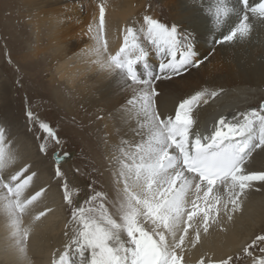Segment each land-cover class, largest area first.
<instances>
[{
    "label": "bare ground",
    "instance_id": "obj_1",
    "mask_svg": "<svg viewBox=\"0 0 264 264\" xmlns=\"http://www.w3.org/2000/svg\"><path fill=\"white\" fill-rule=\"evenodd\" d=\"M87 1L21 0L20 4L27 11L29 36L34 37L31 56L41 55L40 67L53 71L50 77L64 83L68 96L75 98L79 135L87 142L93 159L101 158L88 171L97 173L100 182V187L94 186L99 195L91 202L97 209L91 213L93 217L84 212L71 214L69 206L63 204L56 178L48 165L34 155L29 143L18 144L15 133L0 126V264H54L64 256L72 258L68 264H77L79 254L75 249L82 243L79 234L85 230L84 222L106 229L123 228L125 217L132 214L144 229L156 234L157 239L165 237L177 255H181L183 249L184 264L229 257L230 264H259L264 252L252 251V240L264 226V183L254 182L240 197V208L228 214L223 204L217 205L211 198L205 200L203 190L196 192L193 184L185 197L183 216L179 221L173 219L174 238L162 223L147 216L146 202L159 203L165 198L169 188L165 181L174 177L177 169H169L155 178L147 174L143 165L152 162L156 154L146 152L150 132L143 114H139L135 106L144 86L133 84L123 70L102 67V64L107 57L119 52L124 44L125 29L132 27L136 42L148 53L145 58L148 68H144V62L137 63V75L141 80L148 79L147 72L155 77L158 63L164 57L154 51L155 46L137 36L136 27L139 33L145 34L144 18L155 19L157 11L150 9L149 0H99L101 7L94 9L86 8ZM160 1L165 10L159 14L158 21L173 25L180 34L187 35L194 56L201 63L171 79L161 78L153 83L159 93L154 97L156 111L162 118L174 117L181 100L197 92L215 91L217 96L203 97L192 111L194 123L190 139H194L196 133L210 136L221 117L242 119L241 111L248 112L245 108L253 107L254 101L264 95V19L249 12L248 35L220 43L241 19L244 8L240 0ZM248 3L255 6L259 0H248ZM101 8L104 10L102 40L99 39ZM217 9L226 11L218 16ZM104 43L107 51L103 56L98 55L97 49ZM131 58H135L134 55ZM3 86L0 75V96L4 95ZM60 99L65 105L66 98L61 95ZM130 100L133 103H129ZM69 161L59 165L67 166ZM48 164L53 165L51 158ZM244 169L246 172L264 171V151L256 149ZM80 173L76 172L74 189L80 188L82 196L88 189L84 178H79ZM13 179L14 183L7 185ZM219 191L227 199L222 186ZM85 200L81 202L82 211L87 208ZM194 200L200 208L210 209L207 233L203 230V212H197L193 221H187ZM232 207L231 203L227 205V209ZM212 216L216 222L211 220ZM197 231L200 239L193 244ZM119 234L122 241H127L123 231ZM85 256H88L87 249Z\"/></svg>",
    "mask_w": 264,
    "mask_h": 264
},
{
    "label": "snow or ice",
    "instance_id": "obj_2",
    "mask_svg": "<svg viewBox=\"0 0 264 264\" xmlns=\"http://www.w3.org/2000/svg\"><path fill=\"white\" fill-rule=\"evenodd\" d=\"M240 2L244 8L241 19L227 35L223 36L220 43L232 42L237 36L248 35L249 12L264 19V0H259L255 6L249 5L248 0ZM224 11L226 10L217 9V15ZM100 17L99 39L102 40L103 8L100 10ZM144 24L147 39L155 46L157 53L164 57L159 62L155 77L151 72L146 73L148 79L144 80L137 75L135 70L137 63L144 62V68H148L145 59L148 53L136 42L132 27L125 29L124 44L119 52L107 57L102 67L121 69L133 84L144 86L135 106H138L139 114H143L150 132L146 152L148 155L152 153L156 155L155 159L143 165V168L152 178L162 175L169 169H177L176 175L165 181L169 184L165 198L159 203L146 202V214L152 217L154 222L162 223L169 236L174 238L173 219L179 221L183 216L185 197L193 189V184L196 192L203 190L205 200L211 198L215 204H223L228 214L240 208V197L246 194V190L250 189L254 182L264 183V171L246 172L244 169V165L256 149L264 151V103L258 108L241 113L242 119L233 117L232 120H227L221 117L210 136L202 137L196 133L194 139H190L194 123L193 106L205 96H217V92H197L179 102L174 117L162 118L155 108L154 97L159 93L153 87V83L161 78L171 79L188 68L199 67L201 62L195 58L187 35L178 40L174 27H168L151 17L146 16ZM106 51L107 45L104 43L97 49V54L103 56ZM132 55L135 58H131ZM129 103L133 101L130 100ZM27 115L31 118L32 114ZM39 127L48 137L59 141L49 124L41 123ZM221 186L227 199L220 194ZM197 200H200V197ZM229 203L233 206L231 209H227ZM192 206L193 210L188 212L187 221H193L197 212H203V230L207 233L210 226V209L200 208L196 200ZM228 219H232L231 215H228ZM211 220L216 222L215 216H212ZM191 226L188 224V227ZM84 229L79 234L82 243L75 249L79 254L77 264H184L183 249L181 255H177L175 248L169 247L165 237L160 236L157 239L156 234L148 233L137 222L135 214L125 217L123 228L113 226L106 229L84 222ZM120 231L126 234L127 241L121 240ZM199 239L197 231L193 244ZM257 241L264 242V236L257 237ZM245 251L247 252V249ZM261 251L264 252V248ZM71 259L64 256L54 264H68ZM230 261L231 257L214 262H205L201 259L198 264H230ZM259 264H264V259L260 260Z\"/></svg>",
    "mask_w": 264,
    "mask_h": 264
},
{
    "label": "rangeland",
    "instance_id": "obj_3",
    "mask_svg": "<svg viewBox=\"0 0 264 264\" xmlns=\"http://www.w3.org/2000/svg\"><path fill=\"white\" fill-rule=\"evenodd\" d=\"M90 1L91 0L87 1L86 8L88 9L100 8L102 5V3H99V0H93L94 2L91 1L94 4ZM20 2L21 0H0V75L4 81V86L1 89V93L4 95L0 96V126H2L3 129L6 128L7 130L14 132L16 138L18 139V144L22 143L21 145H24V143H29V146L32 147L34 155L42 160L43 164L48 165L56 178V183L65 202H63V204L69 206L71 214L78 215L84 212V214L93 217L91 213H94L97 207L92 205L91 202L99 195L97 192L98 190L95 189L94 186L100 187V182L97 178V173H90L88 171L91 168V165L95 163L98 164L101 158L95 157L93 159L87 147V142L82 140L83 138L79 135V131L81 129L79 130L77 118L78 109H76L75 98L68 96L66 89L64 88L65 86L63 85L64 83L56 81L55 78L52 79L50 77V74L53 72L51 69V72H48L49 69L46 67H40V62L43 60L41 55V57L31 56L33 52V49L31 50V48L35 46V44H33L34 37L31 36V34L29 36L30 26L27 23L28 18L25 16L27 11L26 8L20 4ZM95 4L99 6L94 7ZM149 5L150 9L154 8L157 11L155 19L158 20L160 18L159 14L165 10L162 2L160 0H149ZM83 9H85V7ZM20 14L23 15L22 18L18 17ZM167 26L174 27L173 25ZM174 28L176 29V34L178 33V40L184 37L183 34L178 32L177 27ZM22 30L25 32L23 33ZM136 30L138 31L137 36H142L144 43L146 42L151 44L147 39L146 28L144 30L145 34L143 35L139 33L140 31L138 27H136ZM17 38H22V45H20L18 42L19 39ZM14 46H16V49L18 47H22V49L18 48L15 50ZM19 60L23 62H21L22 64L25 63L24 66ZM41 63L43 64V62ZM154 63L157 65V62ZM29 72H31L32 75H29ZM26 73L28 74L26 75ZM61 95L66 98L65 105L64 102H61ZM258 101H264V95L261 96L260 99H256L254 101L253 107L249 106L245 109L250 111L253 108H258ZM68 108L73 111H70ZM241 112L244 113L243 111ZM28 113L32 114L31 118L27 115ZM41 123L49 124L56 137H58V142L53 137H48L46 135V133L39 127ZM56 149L61 152L72 151L73 156L69 159L70 161L67 163V166L56 165L54 163L53 165L48 164L51 153ZM99 171L100 170H98V173ZM76 172H81L79 178H84L87 185L88 192H85L82 196H80V188L78 190L74 189L76 186L75 179L77 178ZM90 179L92 181H90ZM13 181L14 179L12 181H8V183H11H7V185L13 184ZM89 191L92 192V194ZM82 199H86L87 208L84 211L80 209L81 202L83 201ZM146 231L150 233L149 230ZM259 236H264V226L260 229L258 235L252 240V251L261 252V249L264 248V242L257 241L256 243H253V241H256ZM233 264H244V262H235Z\"/></svg>",
    "mask_w": 264,
    "mask_h": 264
},
{
    "label": "water",
    "instance_id": "obj_4",
    "mask_svg": "<svg viewBox=\"0 0 264 264\" xmlns=\"http://www.w3.org/2000/svg\"><path fill=\"white\" fill-rule=\"evenodd\" d=\"M261 103H264V101H260V102H259V105H260ZM259 105H258V107H259ZM65 154H68V155H65ZM72 155H73L72 151H63V152L60 153V151H59L58 149H56V150H54V151L51 153L50 158H51V160H52V162H53L54 164L59 165V164H61L63 161L72 158Z\"/></svg>",
    "mask_w": 264,
    "mask_h": 264
}]
</instances>
